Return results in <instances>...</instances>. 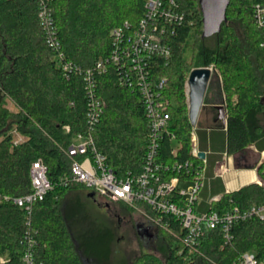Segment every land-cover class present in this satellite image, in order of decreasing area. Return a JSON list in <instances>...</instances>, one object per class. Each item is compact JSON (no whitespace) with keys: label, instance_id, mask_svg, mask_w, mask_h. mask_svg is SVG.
<instances>
[{"label":"trees","instance_id":"1","mask_svg":"<svg viewBox=\"0 0 264 264\" xmlns=\"http://www.w3.org/2000/svg\"><path fill=\"white\" fill-rule=\"evenodd\" d=\"M45 1L57 46L46 40L39 17L40 0H0V191L9 195L31 191L29 167L37 158L46 165L51 181L69 175L71 160L62 147L87 128L83 76L63 73L56 56L60 53L62 62L91 68L112 49L113 29L124 21L136 23L143 14L141 0ZM263 1L230 0L219 30L209 36H202L199 0L184 2L192 23L177 28L170 41L171 55L156 71L167 80L170 129L175 134L174 140L163 137L161 141L160 154L165 161L192 158L186 80L191 69L211 65L219 72L227 109V154L251 145L264 149V33L252 15V5ZM94 77V93L105 100L91 131L95 145L117 174L137 172L147 140L140 97L118 81L112 67ZM6 101L14 105V112L5 106ZM12 130L24 134L25 139L14 142ZM87 189L79 183L55 186L34 203L31 227L37 230V264H111L112 233L104 230L90 240L76 229L82 222L62 207L69 193ZM261 201L264 188L249 183L223 193L210 207L223 210ZM157 225L155 236L162 258L144 253L140 264H198L208 258L215 264H239L243 251L253 250L258 255L264 251V222L254 219L237 222L228 244H223L220 230H210L192 251L183 243L177 220L162 215ZM25 228L21 208L12 202L0 205V264H22Z\"/></svg>","mask_w":264,"mask_h":264},{"label":"built area","instance_id":"2","mask_svg":"<svg viewBox=\"0 0 264 264\" xmlns=\"http://www.w3.org/2000/svg\"><path fill=\"white\" fill-rule=\"evenodd\" d=\"M141 1L143 14L138 21H124L113 29L112 49L106 56L98 58L93 67L82 69L70 61L62 62L60 53L56 56L62 63L63 73L73 72L83 76L87 94V128L83 133L78 132L66 147H62V151L71 160L69 175L51 181L47 176L46 165L37 158L29 167L30 192L9 195L0 191V205L12 202L23 211L26 228L23 234L22 264H37V230L31 227L34 203L42 200L55 186H67L69 183L83 184L106 201L122 202L133 208L147 207L152 212H149V220L156 224H160L162 215H170L179 222L183 231V243L190 251L210 230H220L223 244H228L233 239L232 228L237 222L252 219L264 222V201L249 203L244 207L232 205L218 210L210 206L220 197L210 196L207 210H195L206 164V152L202 158L199 157L202 151L198 146L195 125L191 127L189 136L191 159L167 162L161 156L163 137L174 140L175 134L170 129L167 80L156 71L161 62H165L171 55L170 41L177 28L185 23L191 24L192 21L187 18L184 10L186 0ZM48 4L47 1L40 0L39 17L47 42L57 46ZM252 15L254 24L264 33V1L252 5ZM110 67L116 71L121 84L138 93L147 127L146 149L140 169L123 175L110 168L91 134L105 106V100L94 93V76ZM64 128L69 131L68 125ZM175 152L176 148L172 150L173 154ZM228 169L226 159L214 164L216 176H223ZM257 171L258 175L253 183L264 188V149L259 151ZM239 264H264V251L260 255L253 250L243 251L239 256Z\"/></svg>","mask_w":264,"mask_h":264},{"label":"rangeland","instance_id":"3","mask_svg":"<svg viewBox=\"0 0 264 264\" xmlns=\"http://www.w3.org/2000/svg\"><path fill=\"white\" fill-rule=\"evenodd\" d=\"M188 55L187 53V58ZM208 68L210 69V78L204 95L206 102L200 108L195 124L196 129L206 130V127L211 125V119L217 113L216 105L223 106L225 116L227 112L219 72L212 65ZM186 102L188 110L187 99ZM5 106L11 112L15 111V107L10 101H6ZM12 134L16 143L25 139V135L16 130H12ZM203 142L206 145V150L210 151V140L206 131ZM255 152L253 147L249 146L244 151L233 154L232 157L239 164V157L243 154L249 156L250 153H253V157H255ZM257 154L259 155V152ZM232 164L236 166V163ZM89 192L94 191L87 189L69 193L62 203V207L67 215L74 216L76 220L82 222L77 224L76 229L86 233L90 240H94L104 230L112 233L111 264H140L139 260L144 253H152L162 258L158 252V239L155 236L158 225L149 220L148 216L151 213L147 209L141 206L131 208L122 202L106 201L97 194L90 196ZM198 264L215 263L208 258L206 262H198Z\"/></svg>","mask_w":264,"mask_h":264},{"label":"crops","instance_id":"4","mask_svg":"<svg viewBox=\"0 0 264 264\" xmlns=\"http://www.w3.org/2000/svg\"><path fill=\"white\" fill-rule=\"evenodd\" d=\"M216 109V107H215ZM217 110V109H216ZM218 111L212 117L211 125L204 129H196L195 133L198 138V146L202 152H206V164L203 171L202 186L198 192V200L195 205V210L200 212L207 210L209 207L210 196L221 197L227 191H234L240 187L253 183L258 175L257 165L259 162V150L253 147L256 156L253 153L249 156L242 155L239 157L238 162L228 155L226 152V118H217ZM206 133L209 135L210 151L206 150V145L203 142V136ZM209 152V153H208ZM226 159L229 169L223 176H216L214 174V164L216 161ZM236 163V166L232 163ZM229 175V177H227Z\"/></svg>","mask_w":264,"mask_h":264},{"label":"water","instance_id":"5","mask_svg":"<svg viewBox=\"0 0 264 264\" xmlns=\"http://www.w3.org/2000/svg\"><path fill=\"white\" fill-rule=\"evenodd\" d=\"M230 0H199L202 14V36H209L219 30L221 22L225 19V11ZM210 78L208 67L193 68L188 74L187 101H188V120L192 126L196 124L197 117L202 106L206 86ZM218 114L217 118L225 119L223 106H215ZM204 152L199 153L202 158ZM90 196L93 193H89Z\"/></svg>","mask_w":264,"mask_h":264}]
</instances>
